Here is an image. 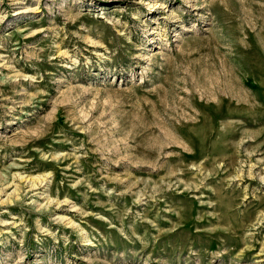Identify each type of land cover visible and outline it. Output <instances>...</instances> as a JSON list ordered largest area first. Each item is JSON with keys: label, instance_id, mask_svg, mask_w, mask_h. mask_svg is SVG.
<instances>
[{"label": "rangeland", "instance_id": "rangeland-1", "mask_svg": "<svg viewBox=\"0 0 264 264\" xmlns=\"http://www.w3.org/2000/svg\"><path fill=\"white\" fill-rule=\"evenodd\" d=\"M0 264H264V0H0Z\"/></svg>", "mask_w": 264, "mask_h": 264}, {"label": "bare ground", "instance_id": "bare-ground-1", "mask_svg": "<svg viewBox=\"0 0 264 264\" xmlns=\"http://www.w3.org/2000/svg\"><path fill=\"white\" fill-rule=\"evenodd\" d=\"M41 185V184H40Z\"/></svg>", "mask_w": 264, "mask_h": 264}]
</instances>
